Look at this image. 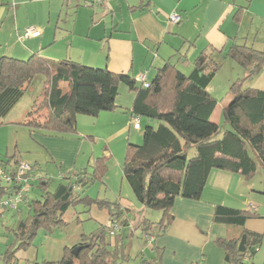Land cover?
Here are the masks:
<instances>
[{"label":"trees","instance_id":"16d2710c","mask_svg":"<svg viewBox=\"0 0 264 264\" xmlns=\"http://www.w3.org/2000/svg\"><path fill=\"white\" fill-rule=\"evenodd\" d=\"M246 7L238 6L233 16L236 22ZM245 39L234 36L230 45L221 50L204 48L192 61L176 49L155 68L152 79L145 81L148 86L136 80L138 75L114 73L70 59L50 60L38 53L25 59L1 56L0 122L39 76L41 89L21 124L31 133L76 135L78 115L97 116L120 107L116 98L123 84L133 93L128 108L131 115L139 117V121L144 117L153 122L144 125L140 144L127 142L122 164L123 177L136 200L145 209L161 212L156 221L147 218L141 221L145 244L148 235L155 239L169 226L177 197L200 199L212 169L227 170L245 178L260 172L264 182V90L244 85L260 72L264 50L248 45ZM174 57L176 60L171 61ZM225 58L240 65L245 75L235 79L228 88L231 99L222 107L223 121L228 128L222 132L219 124L210 119L217 99L206 88ZM178 65L189 68L183 71ZM103 157L104 160H93L92 170L83 168L63 176L51 190L47 189L50 179L39 178L41 193L30 199L31 213L16 219L11 227L15 243L7 245L0 254L1 264H19L15 253L32 244L39 228L50 231L64 227L67 224L64 214L71 205L104 209L110 220L115 219L122 225L119 203L84 193V187L103 179L107 170V157ZM19 161L16 154L6 155L0 157V167L14 172ZM30 165L27 177L35 175L38 164ZM16 188L17 185L0 179V207L2 198L9 197ZM254 208L253 204L246 209L215 207L213 222L229 228L226 237L216 239L228 264H251L254 255L251 249L261 245L263 233L245 226L248 218L257 215ZM107 227L82 235L77 243L64 248L61 260L43 261V264H64L67 260L72 264H126L130 260V246L126 241L130 235L116 232L110 236ZM75 246H80L76 255L71 252ZM153 249L150 257L142 250L137 254L140 264H162L161 250L154 245Z\"/></svg>","mask_w":264,"mask_h":264},{"label":"crops","instance_id":"0c3cea01","mask_svg":"<svg viewBox=\"0 0 264 264\" xmlns=\"http://www.w3.org/2000/svg\"><path fill=\"white\" fill-rule=\"evenodd\" d=\"M238 6L247 7L236 22L233 16ZM171 11L181 14L179 23L168 20ZM28 27L39 28L40 35L19 39V33ZM234 36L245 37L248 45L264 50V0H113L105 5L98 0H0V57L25 59L38 53L50 60L70 59L134 77L146 71L148 81L154 76L155 68L168 60L176 49L192 61L204 48H227ZM170 60L174 61L176 57ZM222 62L206 88L217 102L229 94L228 88L235 79L245 75L244 69L232 59L225 58ZM178 66L183 71L189 68ZM244 85L264 90V64L260 72L246 80ZM132 100L133 96L126 102L116 99L120 107L100 112L97 116L78 115L76 135L40 136L26 129L17 131L21 144L20 147L16 145L20 154L17 158L38 164L33 176L38 180L47 173L39 171L46 161L59 162V182L74 171L88 170L87 166L100 151L98 145H104L108 151L105 156L109 159L112 143L121 147L131 137L137 141L142 125L153 123L141 117L140 128L132 126L128 109ZM94 140L98 141L97 145L93 144ZM103 178L105 189L116 196L105 198L121 206L119 220L122 225L119 222L117 232L130 235L126 240L130 246V260L126 264H140L137 254L141 250L146 256H152L153 245L161 250L162 264H228L216 239L226 237L229 228L213 222L215 207L246 209L250 204L255 206L253 210L257 215L248 218L245 226L263 233L251 264H264V182L261 174L245 178L238 173L212 169L199 200L175 199L171 223L152 244H144L140 224L143 218L158 220L161 212L151 213L145 209L136 200L129 184L122 180L123 176L121 179L118 174L117 185L107 173ZM24 199L26 201L20 202L18 209L14 210L16 219L31 213V198L27 199L26 195ZM25 209L27 215L23 217ZM80 212H87L88 217L81 220L76 216L67 220L64 214L67 221L64 227L43 234V261L61 260L66 246L74 245L82 235L96 232L111 222L107 212L95 206ZM86 220L92 224L86 226ZM136 229L141 232L139 236ZM15 257L19 264L22 259L27 264H36L39 248L31 244L25 250L17 251Z\"/></svg>","mask_w":264,"mask_h":264},{"label":"rangeland","instance_id":"374dc122","mask_svg":"<svg viewBox=\"0 0 264 264\" xmlns=\"http://www.w3.org/2000/svg\"><path fill=\"white\" fill-rule=\"evenodd\" d=\"M149 78H151L150 75H149ZM41 82H42V79L39 76L35 77L33 83L30 84L29 88L24 93L23 97L20 99L16 107L9 113V115L1 119V122H0V157H5L6 155H11L13 153H15L17 157L20 155L16 148L17 144H19V147L21 146V144L19 143V135L17 131H22L23 129H26L24 125L21 124V120L24 118V115H25L24 111L30 108V105L33 99L38 95L41 89ZM132 96H133V93L129 92L128 89L123 84H120L119 93L116 98L117 101L126 102L128 101V98ZM230 99H231L230 94H228L223 100L219 99L220 101L216 103V107L210 117L211 121L217 122L219 124L222 132L228 128V125L224 123L223 121L222 107L226 103H228ZM155 123L157 124V121L154 122V125H156ZM143 127H144V124L142 125L140 131H138L140 133V138L137 139L136 141L133 137H131V139L128 142H131L134 144H140L142 142ZM37 134H39L40 136L42 135L40 133H37ZM93 144L97 145L98 141L94 140ZM126 145L127 143H125L124 145H121V147H118L117 144L112 143V146H110L111 151H112L111 157L109 159H106L105 161V163L107 162L106 163L107 170L105 172V175L107 173V176L111 178V181H114L113 183L114 185H117L119 183L118 174H119V178L121 179L123 176L121 169H122V164H123L124 157H125ZM98 146H99L98 149L100 151L98 152V155L95 156V158L96 159L103 158L104 160L103 156H105V152H108V151L105 150V148L103 147L104 146L103 144L98 145ZM85 161L86 159L84 160V162ZM92 163L93 161L87 166L88 170L93 169L92 168L93 166H91ZM40 167L42 169L39 168L40 170L39 169L37 170L47 171L48 174L45 173V175H47V177L51 180L49 182V185L47 186V189L48 190L54 189V187L59 182V178H60L58 176L59 162L49 163L48 161H46L45 163L41 164ZM45 175H41V176H45ZM257 176H260V172L257 173ZM122 180L125 182V184L128 185V183L126 182L124 178ZM105 185L106 183H105L104 178L102 180H96L90 185L84 187L85 189L84 193L91 197H98L100 199H103L107 196L111 198L112 196L116 197L115 193H113L111 190L105 189L107 187ZM39 186L40 185H39L38 179L34 178L33 176L29 178V183H28L29 190L26 192L27 199L38 196L41 193V189ZM5 198L6 197H3L2 200ZM83 209H86V206L81 205V204H76L74 206L71 205L65 212V218L67 220H73L76 216H79L81 220L86 219L88 217V213L80 212ZM0 211H3V213L0 214V252H1V251H5L7 245L9 244L13 245L15 243V237H14L13 231L11 230V227H13L16 221V214L14 212V209L5 208L3 206L0 207ZM149 211H151V213L157 212L156 210H152V209H149ZM26 215H27V211L25 209V213H23V217H25ZM91 222L92 221L90 220H86L84 221V224L86 226H89V224H92ZM136 230H137V236H139L141 232L138 231V229ZM95 231L99 232L100 229L98 228ZM45 233H49V231H47L46 229L42 227L39 228L37 230L36 236L34 237L35 240L33 239V243H32L33 246H37V248H39V259L37 260V263L39 264L44 263L41 255L43 254V244H44L42 238H43V234ZM21 264H27V262L24 259H22Z\"/></svg>","mask_w":264,"mask_h":264},{"label":"built area","instance_id":"2783aa9c","mask_svg":"<svg viewBox=\"0 0 264 264\" xmlns=\"http://www.w3.org/2000/svg\"><path fill=\"white\" fill-rule=\"evenodd\" d=\"M111 1L113 0H98L99 3L104 5ZM180 18L181 16L177 11H172L168 15V20L172 23H178ZM40 33L41 30L39 28L28 27L25 30H23L21 33H19L18 38L23 39L26 37H35L40 35ZM145 77L146 74L144 72H141L136 77V80L142 82L144 86H148V82H145L146 81ZM131 120H132V126L135 129H139L140 128L139 117L132 116ZM30 170H31L30 163L23 160L19 161L18 166L16 167L14 172H9L4 168L0 167V179L12 185H17V188L13 191V193L9 197L2 200L3 207L14 210L18 209L19 203L23 201V199L26 196V192L29 190L28 181L30 177H27L26 174ZM119 228H120L119 221L113 219L111 220L110 224L107 227V232L108 234H110V236H113L119 230ZM153 240H154L153 235L147 236V243L152 244ZM192 264H203V263L194 262Z\"/></svg>","mask_w":264,"mask_h":264},{"label":"water","instance_id":"95a60500","mask_svg":"<svg viewBox=\"0 0 264 264\" xmlns=\"http://www.w3.org/2000/svg\"><path fill=\"white\" fill-rule=\"evenodd\" d=\"M79 249H80V246H75L74 248H72V251H71L72 254L76 255L78 253ZM255 250H256V247H253L251 249V252H254ZM64 264H72V262L70 260H67L64 262Z\"/></svg>","mask_w":264,"mask_h":264}]
</instances>
